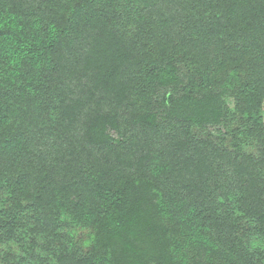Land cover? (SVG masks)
<instances>
[{
	"label": "trees",
	"instance_id": "1",
	"mask_svg": "<svg viewBox=\"0 0 264 264\" xmlns=\"http://www.w3.org/2000/svg\"><path fill=\"white\" fill-rule=\"evenodd\" d=\"M263 109L264 0H0V262L264 264Z\"/></svg>",
	"mask_w": 264,
	"mask_h": 264
},
{
	"label": "rangeland",
	"instance_id": "2",
	"mask_svg": "<svg viewBox=\"0 0 264 264\" xmlns=\"http://www.w3.org/2000/svg\"><path fill=\"white\" fill-rule=\"evenodd\" d=\"M133 27H134L133 26V19H131V20H129V24L127 25V33H128V35H130V33H131L130 31H132ZM54 113L56 114V111H54ZM263 123H264V109H263ZM80 131H81V129L77 128V129H75L73 131V134L80 136V134H81ZM223 131H224V128L222 129V132ZM3 200H4V197L1 198L0 203L1 202L2 203L6 202V199L4 201ZM66 233L68 234V237H69L67 243L71 242L72 240H76V242H73V243H76V246L80 247L82 249H85L87 247V245L89 244L90 237L88 239L87 234L82 233L80 231V229H78V228L74 229L72 227H69ZM28 237H29V235L27 234L26 235V239ZM261 241H262V245L264 246V241L262 239H261ZM73 243H71V244H73ZM0 264H3V263L0 262Z\"/></svg>",
	"mask_w": 264,
	"mask_h": 264
}]
</instances>
